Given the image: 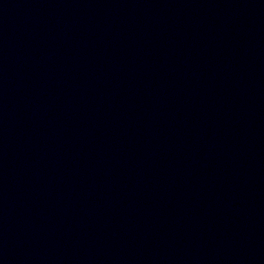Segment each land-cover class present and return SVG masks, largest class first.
<instances>
[{"label":"water","instance_id":"obj_1","mask_svg":"<svg viewBox=\"0 0 264 264\" xmlns=\"http://www.w3.org/2000/svg\"><path fill=\"white\" fill-rule=\"evenodd\" d=\"M0 264H264V0H0Z\"/></svg>","mask_w":264,"mask_h":264}]
</instances>
